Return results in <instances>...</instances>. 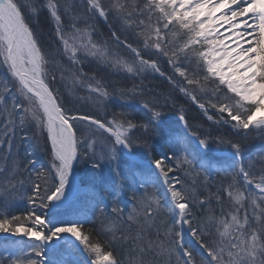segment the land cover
Here are the masks:
<instances>
[{
    "label": "snow or ice",
    "instance_id": "obj_1",
    "mask_svg": "<svg viewBox=\"0 0 264 264\" xmlns=\"http://www.w3.org/2000/svg\"><path fill=\"white\" fill-rule=\"evenodd\" d=\"M0 73V264H264V0H0Z\"/></svg>",
    "mask_w": 264,
    "mask_h": 264
},
{
    "label": "trees",
    "instance_id": "obj_2",
    "mask_svg": "<svg viewBox=\"0 0 264 264\" xmlns=\"http://www.w3.org/2000/svg\"><path fill=\"white\" fill-rule=\"evenodd\" d=\"M0 74H2V73H0ZM145 84L150 85L156 91H167L168 90L167 84L164 83L162 80L145 81ZM196 115H197V111L195 109L188 112V116L190 119L192 117H195ZM256 143H259V141H257ZM212 175L215 179H220V177L217 176V174L215 172H213Z\"/></svg>",
    "mask_w": 264,
    "mask_h": 264
}]
</instances>
